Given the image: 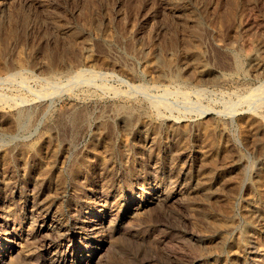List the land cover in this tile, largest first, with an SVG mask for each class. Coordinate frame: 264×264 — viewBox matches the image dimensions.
<instances>
[{"label": "rangeland", "instance_id": "1", "mask_svg": "<svg viewBox=\"0 0 264 264\" xmlns=\"http://www.w3.org/2000/svg\"><path fill=\"white\" fill-rule=\"evenodd\" d=\"M0 96V260L264 264V0H0Z\"/></svg>", "mask_w": 264, "mask_h": 264}, {"label": "bare ground", "instance_id": "2", "mask_svg": "<svg viewBox=\"0 0 264 264\" xmlns=\"http://www.w3.org/2000/svg\"><path fill=\"white\" fill-rule=\"evenodd\" d=\"M171 3V2H170ZM231 3V2H230ZM234 4V3H233ZM230 6V5H229ZM184 8V7H183ZM48 9V8H47ZM175 9V8H174ZM215 9V8H214ZM230 9V8H229ZM234 9V8H233ZM178 11V10H177ZM224 12V11H223ZM225 13V12H224ZM219 14H220V12H219ZM185 15H187V14H185ZM221 15V14H220ZM54 16V15H53ZM195 16V15H194ZM230 16V15H229ZM232 16V15H231ZM182 18H183V16H182ZM196 18V17H195ZM229 18H231V17H229ZM50 19H52V18H50ZM56 19V18H55ZM191 19V18H190ZM227 19V18H226ZM95 20V19H94ZM229 20V19H228ZM228 20H226V21H228ZM233 20H234V18H233ZM56 21V20H55ZM54 22V21H53ZM194 22V21H193ZM52 23V22H51ZM180 23H181V21H180ZM232 23V22H231ZM181 24H183V23H181ZM196 24V23H195ZM59 25V24H58ZM223 25V24H222ZM230 25V24H229ZM55 26V25H54ZM69 26V25H68ZM100 26V25H99ZM181 26V25H180ZM195 26V25H194ZM190 27V26H189ZM199 27V26H198ZM188 28V27H187ZM193 28V27H192ZM196 28V27H195ZM182 29V28H181ZM190 29V28H189ZM202 29V28H201ZM65 30V29H64ZM73 30V29H72ZM184 30V29H183ZM77 31V30H76ZM186 31V30H185ZM195 31V30H194ZM65 32V31H64ZM69 33V32H68ZM201 33V32H200ZM203 35V34H202ZM82 37V36H81ZM188 38V37H187ZM74 39V38H73ZM85 39V38H84ZM197 39V38H196ZM193 40V39H192ZM70 41H71V39H70ZM69 41V42H70ZM78 41V40H77ZM191 41V40H190ZM73 41H71V43H72ZM187 42H188V40H187ZM187 42H186V44H187ZM84 43H85V40H84ZM112 44V43H111ZM79 45V44H78ZM67 46V45H66ZM83 46V45H82ZM230 46V45H229ZM79 49V48H78ZM186 49H187V47H186ZM200 49V48H199ZM160 59V58H159ZM157 60V59H156ZM165 60V59H164ZM239 60V59H238ZM195 61V60H194ZM197 61H199V60H197ZM197 63V62H196ZM167 64V63H166ZM198 64V63H197ZM158 65V64H157ZM170 65V64H169ZM161 67V66H160ZM240 67H241V64H239L238 63V61L236 62V70H240ZM166 68V67H165ZM242 68V67H241ZM242 70V69H241ZM240 70V71H241ZM193 71V70H192ZM168 72V71H167ZM169 73V72H168ZM194 73H196V71H194ZM263 73V72H262ZM198 74V73H197ZM20 75V74H19ZM81 76V75H80ZM79 76V77H80ZM84 76V75H83ZM90 77V76H89ZM96 77V76H95ZM192 77V76H191ZM195 77V76H194ZM199 78V77H198ZM78 79V78H77ZM76 79V80H77ZM93 79V78H92ZM181 79H183V78H181ZM221 79H223V78H221ZM80 80V79H79ZM195 80H197V79H195ZM74 81V80H73ZM88 81L89 80H87L86 82L88 83ZM171 81V80H170ZM5 82V81H4ZM84 82V81H83ZM94 82V81H93ZM90 83V82H89ZM173 83V82H172ZM185 83V82H184ZM96 84V83H95ZM182 85V84H181ZM184 85V84H183ZM186 85V84H185ZM97 86V85H96ZM97 87H99V86H97ZM100 88V91H101V87H99ZM262 88V87H261ZM103 89H105V87L104 88H102V91H103ZM107 89V88H106ZM113 89V88H112ZM111 89V90H112ZM199 89V88H198ZM197 89V90H198ZM110 90V91H111ZM67 91V90H66ZM101 91V92H102ZM105 91V90H104ZM113 91V90H112ZM202 91V90H201ZM59 92V91H58ZM92 92V91H91ZM64 93V92H63ZM89 93V92H88ZM118 93V92H117ZM123 93H125V92H123ZM163 93V92H162ZM167 93V92H166ZM67 94V93H66ZM129 94V93H128ZM131 94V93H130ZM95 95V94H94ZM97 95V94H96ZM133 95V94H132ZM37 96H39V95H37ZM0 97H3V96H0ZM24 97V96H23ZM41 97V96H40ZM114 97V96H113ZM126 97V96H125ZM19 98V97H18ZM115 99V98H114ZM5 100V99H4ZM134 100V99H133ZM253 100V99H252ZM6 101V100H5ZM150 101V100H149ZM149 101H148V103H149ZM163 101V100H162ZM1 102V101H0ZM159 102H160V100H159ZM252 102V101H251ZM16 103V102H15ZM21 103V102H20ZM140 103V102H139ZM162 103V102H161ZM152 104V103H151ZM158 104V103H157ZM248 104V103H247ZM15 105V104H14ZM108 105V104H107ZM234 105V104H233ZM7 106V105H6ZM109 106V105H108ZM152 106V105H151ZM155 106V105H154ZM158 106V105H157ZM163 106V105H162ZM1 107V106H0ZM10 107V106H9ZM15 107V106H14ZM121 107V106H120ZM153 107V106H152ZM227 107V106H226ZM234 107V106H233ZM133 108V107H132ZM158 108H160V107H157V109ZM121 109H123V110H121ZM121 109H119L118 111H121V112H123V113H126L127 111L125 110V108H123V106H122V108ZM129 109V108H128ZM127 109V110H128ZM137 109V108H136ZM153 109H155V108H153ZM163 109V108H162ZM75 110V109H74ZM73 110V111H74ZM76 110H78V109H76ZM116 110H117V108H116ZM115 110V111H116ZM169 110V109H168ZM34 111V110H33ZM38 111V110H37ZM72 111V110H71ZM73 111H72V113H73ZM79 111V110H78ZM101 111V110H100ZM125 111V112H124ZM129 111V110H128ZM165 111V110H164ZM170 111V110H169ZM17 112V111H16ZM24 112V111H23ZM77 112V111H76ZM117 112V111H116ZM130 112V111H129ZM153 112V111H152ZM159 112V111H158ZM157 112V113H158ZM4 113H5V111H4ZM83 113V112H82ZM119 113V112H118ZM7 114V113H6ZM67 114H70L69 112L67 113ZM77 114H78V112H77ZM85 114V113H84ZM105 114V113H104ZM116 114V113H115ZM1 115V114H0ZM25 114H19V116H18V118L16 119V121H15V125H17V126H19L21 123V118L24 116ZM79 115H81V110H80V114H78V117L77 118H79L80 116ZM106 115V114H105ZM119 115H120V113H119ZM130 115V114H129ZM169 115V114H168ZM261 115V114H260ZM63 116H64V114H63ZM76 116V115H75ZM111 116V115H110ZM124 116V115H123ZM128 116V115H127ZM4 117V116H3ZM8 117V116H7ZM68 117V116H67ZM72 117V116H71ZM83 117H86V116H83ZM129 117V116H128ZM160 117V116H159ZM162 117V116H161ZM258 117V116H257ZM11 118V117H10ZM81 118V117H80ZM79 118V119H80ZM177 118V117H176ZM69 120H70V118H68ZM67 119V120H68ZM82 119V118H81ZM83 119H85V118H83ZM5 120V119H4ZM3 120V121H4ZM65 120H66V118H65ZM72 120V119H71ZM71 120H70V122H71ZM189 120V119H188ZM63 121V120H62ZM75 121V119L73 118V120H72V125H73V123H75L74 122ZM66 122V121H65ZM180 122V121H179ZM33 123V122H32ZM68 123V122H67ZM66 123V124H67ZM81 123V122H80ZM11 125V124H10ZM62 125V124H61ZM71 125V126H72ZM70 126V127H71ZM254 126V125H253ZM51 127V126H50ZM66 127V126H65ZM180 127V126H179ZM68 128V127H67ZM152 128V127H151ZM204 128V127H203ZM50 129V128H49ZM80 129V128H79ZM184 130V129H183ZM62 132V131H61ZM66 132V131H65ZM211 132V131H210ZM55 133V132H54ZM85 133V132H84ZM50 134V133H49ZM144 134V133H143ZM227 136V135H226ZM219 137V136H218ZM68 139V138H67ZM254 139V138H253ZM257 139H258V137H257ZM55 141V140H54ZM253 142H254V140H252ZM257 141V140H256ZM248 143V142H247ZM262 146H261V150L260 151H262L261 153H262V155L264 156V143L263 144H261ZM256 149V148H255ZM102 151V150H101ZM223 157V156H222ZM227 159V158H226ZM225 160V159H224ZM222 161V160H221ZM206 162V161H205ZM204 162V163H205ZM223 162V161H222ZM203 163V164H204ZM208 163H210V161H208ZM207 164V163H206ZM231 164H232V162H231ZM199 165V164H198ZM240 171H242V170H240ZM243 172V171H242ZM237 176V175H236ZM232 180V179H231ZM220 184V183H219ZM25 187V186H24ZM236 188V187H235ZM149 190V189H148ZM220 191V190H219ZM144 192V194H149L148 192H146L145 190L143 191ZM204 193H206V192H204ZM153 194V193H152ZM225 194V193H224ZM31 197V196H30ZM160 196L159 195H154V196H152L151 197V199H152V201L154 202V201H159L160 200V198H159ZM162 197H164V196H162ZM163 199H165V198H163ZM187 199V198H186ZM196 199V198H195ZM41 200V199H40ZM101 203V202H100ZM30 204H31V206L33 207V206H35L36 204L33 202V201H31L30 202ZM105 205V204H104ZM257 206V205H256ZM36 207V206H35ZM204 207V206H203ZM48 208V207H47ZM150 208V207H149ZM36 209H37V211L38 210H40L41 212H43V213H45L44 211H43V208H42V206L41 205H38V207H36ZM49 209V208H48ZM98 209V208H97ZM145 209V208H144ZM198 209V208H197ZM1 210V209H0ZM6 211V210H5ZM30 211H32V209H30ZM28 212V216H30V217H34L33 215H36L35 216V218H37V217H39L38 216V213L40 212ZM53 212V211H52ZM141 212V211H140ZM6 213V212H5ZM51 213V212H50ZM255 214H257V213H255ZM42 215V214H41ZM124 215V214H123ZM254 215V214H253ZM44 216V215H43ZM199 216V215H198ZM48 216H47V213H46V218H47ZM44 218H45V216H44ZM44 218L42 217V218H40V219H43V220H40L41 222H43L44 221ZM74 218V217H73ZM260 218V217H259ZM99 219V218H98ZM251 219V218H250ZM53 223H56V222H54V219H52V217H51V219H50ZM60 220V219H59ZM109 220V219H108ZM201 220H202V218H201ZM207 220V219H206ZM209 220V219H208ZM77 221V220H76ZM80 221V220H79ZM91 221V220H90ZM211 221V220H210ZM58 222V221H57ZM30 223V222H29ZM51 223V222H50ZM93 223V222H92ZM215 223V222H214ZM229 223V222H228ZM235 223V222H234ZM88 224V223H87ZM100 224H102V223H100ZM103 224H104V222H103ZM220 224V223H219ZM262 229H263V231H264V222H262ZM2 225V224H1ZM55 225V224H54ZM97 225H99V224H95V226H97ZM214 225H217L216 223L214 224ZM232 225V224H231ZM4 226V225H3ZM16 226V225H15ZM56 227H55V230L57 231V229L58 230H64V226H59V228H58V226L57 225H55ZM70 226V225H69ZM85 226H86V224H84V222H83V224H82V226L81 227H79V228H77V229H79V231L80 230H82L80 233L77 231H73L74 233L73 234H76V235H82L83 234V236L84 237H91V236H93L95 233H96V229L97 228H94L93 229V227H90V228H92V229H90L89 230V232L88 231H84V228H85ZM219 226V225H218ZM225 227V226H224ZM260 227V226H259ZM40 229H39V232L40 233H42V232H45L46 233V231H53L54 229H53V225H43L42 224V226L41 227H39ZM227 228V227H226ZM225 228V229H226ZM36 229V228H35ZM210 229V228H209ZM217 229V228H216ZM2 230V229H1ZM106 230V229H105ZM22 231V230H21ZM84 231V232H83ZM2 232V231H1ZM66 232V231H65ZM101 233H102V231H100ZM5 233H6V231H5ZM59 233V232H58ZM63 233V232H62ZM200 233V232H199ZM66 234H68V233H66ZM21 235V234H20ZM41 235V234H40ZM44 235V234H43ZM55 235V234H54ZM60 235V234H59ZM13 236V235H12ZM50 236V235H49ZM48 236V237H49ZM52 236V235H51ZM56 236V235H55ZM58 236V235H57ZM25 237H27V236H25ZM40 237V236H39ZM54 237V236H53ZM82 237V236H81ZM36 238V237H35ZM52 237H50V239H51ZM55 238V237H54ZM93 239V238H92ZM5 240V239H4ZM10 240V239H9ZM32 240V239H31ZM42 240V239H41ZM42 242V241H41ZM72 242V241H71ZM83 243V242H82ZM41 244V243H40ZM19 245H20V243H19ZM106 245H107V243L103 240V241H100L95 247H91L90 249H89V251H85V252H83V253H81V254H79V255H75L73 258L72 257H70L71 255H69V253H68V255L65 257V259H64V263L65 262H75L76 264H98L99 262H100V260L102 259V255H103V251H105L104 249H105V247H106ZM88 246V245H87ZM247 247V250H253V248H252V246L250 245V244H247L246 245ZM89 247V246H88ZM0 248L1 249H3V248H5L4 246H3V244H1L0 245ZM54 248V247H53ZM67 248V247H66ZM8 249H10V250H13L12 251V254L14 255V257H19V254H20V247L19 246H16V244H14V245H12V246H10ZM204 249V248H203ZM60 250V249H59ZM65 250V249H64ZM23 251V250H22ZM55 251V250H54ZM66 251V250H65ZM72 251V250H71ZM258 251V250H257ZM46 252V251H45ZM27 253V252H26ZM25 254V253H24ZM1 255V254H0ZM51 255V254H50ZM53 256V255H52ZM3 257V256H2ZM5 258V257H4ZM20 258V257H19ZM55 258V257H54ZM62 258V257H61ZM22 259V258H21ZM8 261H9V257H8ZM0 264H7V261H3V258L0 260ZM9 264V263H8ZM66 264V263H65Z\"/></svg>", "mask_w": 264, "mask_h": 264}]
</instances>
